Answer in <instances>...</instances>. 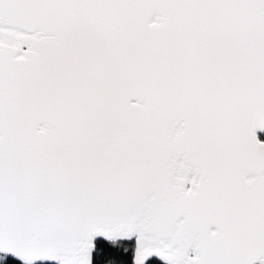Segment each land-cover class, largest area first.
<instances>
[{
	"label": "snow or ice",
	"instance_id": "6c2138e0",
	"mask_svg": "<svg viewBox=\"0 0 264 264\" xmlns=\"http://www.w3.org/2000/svg\"><path fill=\"white\" fill-rule=\"evenodd\" d=\"M0 264H264V0H0Z\"/></svg>",
	"mask_w": 264,
	"mask_h": 264
}]
</instances>
